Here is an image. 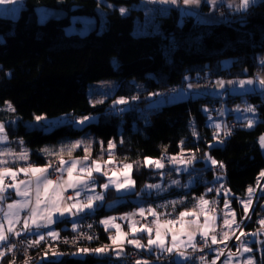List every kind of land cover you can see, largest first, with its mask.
Here are the masks:
<instances>
[{"label":"trees","instance_id":"1","mask_svg":"<svg viewBox=\"0 0 264 264\" xmlns=\"http://www.w3.org/2000/svg\"><path fill=\"white\" fill-rule=\"evenodd\" d=\"M107 1L115 5L139 2ZM98 5V0H23L16 19L0 16V106L9 101L14 108L11 114L18 118L15 124L4 125L10 140H21L30 149V159L36 164L46 161L49 164L55 160L51 156L45 158L38 150L60 138H76L89 132L100 140L102 147L113 141L116 145L114 156L127 163H139L131 173L135 181L134 191L113 197L143 198L166 216L194 209L201 196H210V185H181L157 195H145L142 187L160 179L159 173L166 170L145 165L144 160L146 157L156 160L162 154L175 156L192 151L195 156L193 169H205L213 159L224 165L226 193L235 209L236 220L240 219L243 208L237 200L247 196L248 189L254 187L264 170V152L258 145L259 137L264 134V99L256 91L228 93L226 103L236 104L245 98L253 106L258 120L251 128L235 120L236 125L229 130L225 141L217 143L207 114L213 113L210 106L222 98L197 92L152 106L146 95L178 87L187 82L186 76L191 81L208 73L212 79L251 78L259 67L258 54L264 53V0L235 14L231 22L210 24L197 22L192 16L180 19L176 9H169L166 16L159 18V33L138 36L132 33L134 20L142 18V12L137 9L126 15L116 8L106 10L103 29L97 28L83 39L64 35L67 19L51 20L39 26L34 14L35 8L46 6L65 10L68 15L97 17ZM226 58H231V62L222 66L221 62ZM103 79H115L118 83L115 96L130 99V103L116 107L107 115L105 113L111 109L110 99L92 105L87 97L88 84ZM132 81L141 82L144 89L136 93ZM220 91L226 92L224 89ZM135 93L136 99H133ZM36 115L78 118L94 115L96 119L80 128L67 124L44 132L23 124ZM226 120H233V116L228 114ZM189 172L180 173L183 182ZM167 175L176 176L169 169L162 180ZM109 192L106 197L110 196ZM7 194L13 198L12 192ZM116 201L118 203L111 209L99 207L92 215H86L93 217L99 237L96 244H89L90 248L108 242L109 232H103L99 226L100 218L128 211L136 205L121 199ZM263 202L264 188L259 198V203ZM259 217L264 218V210L261 211L258 205L244 230H255ZM257 236L261 249L257 255L256 243H252L255 264H264V238L258 233ZM11 261L6 253L0 264H10ZM111 261L115 264L119 260L109 255L95 256L90 252L78 256L67 251L57 259H46L40 264H110Z\"/></svg>","mask_w":264,"mask_h":264},{"label":"rangeland","instance_id":"2","mask_svg":"<svg viewBox=\"0 0 264 264\" xmlns=\"http://www.w3.org/2000/svg\"><path fill=\"white\" fill-rule=\"evenodd\" d=\"M259 0H253V2H251L249 4H255L256 2H258ZM99 5L96 9L97 11V22H99L98 24V30L103 29L104 27V22L106 20V14L107 11L106 10H111L113 8H116L119 13H121V9H124V13L128 14L130 10L132 9H137L140 10L142 12V18H136L134 20V29H133V35L138 36V35H144V34H148V33H159L160 32V26H159V18L162 17V15L166 16L168 13L165 12V9H162L161 7H166L168 4H161L159 3V0H156V2H150V0H139L138 3H134V4H130V5H124V4H120V5H115L111 2H108L107 0H98ZM170 4V3H169ZM229 4H232V7H229ZM239 4V0H227L225 2V6L224 7L222 5H218V3H216L214 6V9L210 10V9H206L204 4H200V7L194 6V7H188L186 8L188 11H190V15H183L182 17H180V19H184L186 16H192L194 19L199 18L200 21L205 22L207 24L210 23H215V22H231L234 18L233 16L237 13H232V12H238L236 10V6ZM171 5V4H170ZM173 5V4H172ZM179 6L182 7L181 2L179 1ZM248 6V7H249ZM15 9V12H7L6 9ZM22 8V0H17V2L15 4L12 5H7V6H0V16L3 17H8L11 19H16L19 16V12ZM205 9V10H204ZM246 10V9H245ZM244 10H242L241 12H243ZM169 12V11H168ZM122 14V13H121ZM196 19V20H197ZM198 19V20H199ZM2 39V34H0V40ZM257 60L259 62V67L256 70V72L254 73V75L251 78H247L248 80L251 79L254 81V83L250 86V89H252L251 91H258L260 89L259 86V82L257 77H264V63H261V61H264V53H260L257 56ZM231 62V58H226L224 60H222L221 64L222 66H227L228 64H230ZM190 77L186 76V80L185 83H182L181 85H179L178 87H173V88H166L164 90L158 91L157 93H149L146 95V97L151 99L150 104H152V106H160L163 103H169V102H173L176 100H179L181 98H185L188 94H193V93H197L195 91L198 92H206L208 90H210L211 92H215L216 94H220L221 96H223V99H220V104L213 106H210L211 110L213 111V113H209L207 114L208 116V122L210 125L213 126V128L211 129V131L213 132V136L215 138V141L217 143L220 142H224L225 140V131L229 132V130H231L235 125H236V121H232V120H226V116L228 114H231L233 116V118L235 120L241 121L242 123H244L246 125L247 128H251L248 127V121H252V127L254 126V124L257 122V117L255 115L254 112H248L245 111V109L247 107H251V105L249 104V102L245 99L242 98L240 100V102L236 103V104H228L225 101V97L227 95V93H222L220 91V87H219V83L218 81H221L220 78H210L209 73L207 74V76L200 78L196 81H191L189 80ZM231 80L229 82L232 83H237L236 80L238 79H228ZM198 81V82H197ZM239 81V80H238ZM133 84L135 85L136 88V93L137 92H141L144 88L141 82H137V81H132ZM117 81L115 79H103L97 82H91L88 84L87 86V97H88V101L90 104L95 105V104H99L102 103L104 101H107L110 99V107L111 109H109L105 115L107 114H112L116 109V107H119L121 105H127L129 102V100L125 99L128 101V103L126 104H115V101L118 99H121L122 97L120 96H115V91L117 88ZM243 86H246L243 85ZM242 90H247V89H242ZM242 90H238L237 92H242ZM232 92V91H231ZM133 94V97H135L137 94ZM124 99V98H123ZM7 102V103H6ZM5 104L3 106H0V124L6 125V124H15L18 121V118L15 117V115L13 114V111H9L7 109V104L10 103L9 101H6ZM253 107V106H252ZM115 109V110H114ZM217 109L219 110V113L217 112ZM237 109H239V111H237ZM254 109V108H253ZM125 110V109H124ZM12 113V114H11ZM37 117H42V119L37 120ZM89 119L85 120L83 124L90 122V121H94L96 118L94 115H89L86 116ZM85 117H71L68 115H59V116H55V117H45V116H34V118L32 120H25L23 121V124L31 129V128H37V129H41L44 132H48L51 129L61 126V125H67V124H71L74 128H80L83 124L78 123V121L84 120ZM221 125V127L219 129L215 128V125ZM215 131V132H214ZM4 135L6 136V141L3 143H0V151L3 152H8L11 151L12 153H16L19 154L21 149L26 150L27 152V157L30 158V149L25 146L22 142H20L21 140L16 139L15 143H11L12 141L10 140L6 129L4 132ZM264 135V134H262ZM261 135V136H262ZM260 136V137H261ZM259 137V138H260ZM76 141H81V145L80 147L74 149L71 152V155L68 154L67 151L64 152V154L61 156H55L54 157V161L56 163H59V159H64L65 161H69V159H74V157L79 156L78 158H81L79 160L83 161V157L86 155L84 149L85 147L90 146V151L88 153L89 157L92 158L93 160H97L102 166L105 165V161L109 160V156H108V143L102 147L101 142L99 139H97L94 135L90 134L89 132H85L82 136L80 137H76V138H60L58 139V141L52 145H45L43 147H41L38 150V153L40 155H45V152L43 151L44 149H49L53 152H59L60 149L62 148V146L66 147L69 146L71 144H74ZM113 142V141H112ZM113 144L115 145V143L113 142ZM258 145L260 148V151L264 152V148H261L260 143H259V139H258ZM116 147V145H115ZM115 148L112 149V152H114ZM172 157H175V161L172 160ZM47 158V157H45ZM0 159L6 160L7 163L5 165H0V167H11V165L15 166L16 165V161L21 164L22 160H15L14 156H9V155H4V156H0ZM120 160V161H119ZM156 160H160L163 163V168L161 169H165L166 171L169 172V169H171V171H175V175H167L168 177H166L165 179L162 180V178L165 175V172H161L159 173L158 176H160V179H158L157 181H154L152 183H146L143 187V189L145 190L146 193L151 192V190L153 191V194H160V193H164L167 190H169V188L172 187H180L181 185L185 186V187H190L195 185V183L189 178H185V181L183 182L180 178V173H184L187 172L189 170V168H192L193 163L195 161V156L194 153L192 151H185V152H181L175 156H169L166 159L165 155H162L160 158L156 159ZM156 160H152V161H156ZM166 160H170L168 166H167V162ZM189 160H191V162L189 163ZM72 161V160H71ZM211 162V160H209ZM84 163L87 164L86 161H83ZM209 162V163H210ZM127 162L122 161L121 159H118L116 156L113 155V157L111 158V163H107L108 165H106L105 169H108L109 171H114L116 174L122 172L123 170V164H125ZM48 161H46L43 164H36L37 166L40 167H45L47 166ZM132 164V163H131ZM136 164L139 163H134L133 168L130 171V177H131V173L133 170H135V166ZM175 165V166H174ZM212 165V164H211ZM151 167H155L154 163L152 165H149ZM218 166V165H217ZM175 169V170H174ZM108 171V172H109ZM264 171V170H263ZM7 178L8 181H11L12 178L11 177H5ZM17 178V177H16ZM99 176L94 177V183L90 184V188L88 190H86V193L84 195V197H75V199L78 200H84L87 196L89 195H97L99 193V190L97 189L99 187L100 182L98 181ZM24 179V178H22ZM132 179V177H131ZM119 180H121V176L119 177ZM133 180V179H132ZM173 181H177L178 183H173ZM6 183V181H5ZM147 185H160L159 188H148L146 187ZM135 187V186H134ZM134 187L130 190V193L133 192ZM259 188L262 190L264 188V178H260L259 184H257V181L254 185V187L252 189H254V193L251 196V205L249 206V210H248V214L245 215V211H244V202L247 201L249 199V193L247 194L246 197L243 198H239L237 200V203L239 204L240 207L243 208V213L240 219L237 218L236 220V212L234 207L231 204V200L228 198V195L225 191V195L224 197H222L221 199V204L219 203L218 206H215V204L213 202L210 201L209 197L206 198L204 197L205 200L209 201L208 205H202L199 202V199L196 203L197 207L194 209H190L187 211H195L198 215H199V224L201 225V230L203 227V223H204V219H205V214H207L209 217L211 216H215V233L218 234L222 231H228L229 235H233L234 233L237 232V230L239 229V227H237L236 225L238 224H247V222L250 220L251 215L253 213V211L255 210L256 204L253 199L255 198V194L256 192L259 190ZM10 190H13L12 188H10ZM145 193V195H147ZM16 196V195H15ZM20 198V199H19ZM15 197L14 199L12 198L10 201H6L5 205H4V210H7V204L9 203H13L14 201L17 200H21V197ZM133 198V196H132ZM225 198H227L228 202H229V208H225L224 206V201ZM111 199H109L110 201ZM71 204L74 202V200H69ZM259 203V202H258ZM261 205L264 203H260ZM107 206H109V204H107ZM258 206V205H257ZM29 207H31V204L29 205ZM157 207H160L157 206ZM95 207H93L94 209ZM140 208H144L145 210L152 208L155 210L156 213L159 214V220L160 222H163L164 220L167 219H177L179 217L176 216H166L164 214V212H161L159 210L156 209V206L149 204V203H137L135 206H132V209L125 211L124 214H119L118 216H111V217H106L101 219L102 220H107L109 218H114L111 223L109 224L110 226H112V224H114V222L116 221L115 219H120L123 222H127V226H128V230L129 232L131 231L129 228V224L130 223H136V226L139 227L141 225H149L153 228V232H152V238L155 239V225L152 224V221L156 219V217H154L153 215L149 214L147 211L145 212L144 216H141L139 214V209ZM201 208H204L205 211L201 212ZM92 209V210H93ZM230 209V210H229ZM73 211H75L73 209ZM91 211V210H86V212ZM186 211V210H184ZM27 213V214H26ZM85 213V212H84ZM84 213H80L77 216H72L69 214H65V217L71 218V222H72V227L74 226V224L76 225V219ZM227 215V218L231 221L233 220V218L235 219V224H233L232 228L229 230L228 228H225L223 226V220L225 218V214ZM234 214V217H233ZM28 215V210H22L20 212V223H17L15 225L16 226H20L23 227V218ZM54 216V215H53ZM73 218V219H72ZM194 219V217H186L185 220H191ZM3 220V212L0 214V222ZM54 220V218H53ZM260 220H264V218H257L256 223H257V227L255 228V230L249 231V232H243L244 235V239L242 241V239L240 240L238 246H239V251L236 252V250H233L234 255L232 256L231 260H229L228 256L225 257L223 260L221 259V262H219L218 264H246V261L251 258L253 264H255V259H254V255H253V251L251 252H244L243 251V247H241V244H243L244 246L251 248L252 249V243H256V247L259 246L258 249H261V245L259 244V237L257 236V233L260 231H263L264 228H262V226L260 225L259 221ZM4 221V220H3ZM118 222V221H117ZM5 226L7 227V222L4 221ZM31 223V221L29 222ZM211 223V221H210ZM243 226V225H241ZM179 226L177 225V228ZM79 229V230H78ZM78 233L79 235L81 234V228L77 227ZM22 231V228L20 230ZM49 231H56V227L54 226V222L47 228H39L34 230V233L37 237H40L41 235H43L44 237H48L51 238L48 233ZM162 234L164 232H166V229H162ZM142 232V231H141ZM145 233V232H144ZM253 233H255V235H252ZM62 234V233H61ZM214 234L210 231L209 235ZM74 235V234H73ZM145 235L147 236L145 241H144V245H145V250L148 251V247H147V241H148V234L145 233ZM33 236V235H32ZM66 236V235H63ZM130 236H132L130 234ZM35 239L36 237L33 236ZM69 237V236H67ZM71 237V236H70ZM73 237V236H72ZM44 241H47L50 243V245L45 246V251L48 253V255L50 257H53L54 259L59 258L63 253L65 252H69V251H73L74 253H76L75 255L78 256H84L86 254L84 253H78V249L82 248L80 245L78 247L77 244H75L73 242V240H70L66 247L64 245H59V248L54 247L53 242L49 239H44ZM180 241H187V236H180L179 239L177 240V245H179V247H184L185 245L183 243H178ZM45 242V243H47ZM165 244L168 247H172L173 242L171 239V233L169 232L166 236H165ZM109 246L108 249L113 248L115 245H113L110 242H107V244H103L102 246H97L94 248H90V247H86L89 249H95V248H99V247H104V246ZM2 246V244H0V247ZM34 247V246H33ZM72 247V248H71ZM38 247L31 248V250H29V254L31 256L36 255L39 256L41 254L40 250H37ZM123 248L125 249L126 253L125 256L127 254V252H129V250H131V248H135L132 247L128 244L123 243ZM5 247L0 248V250H4ZM150 250H155L156 253L158 254H163L165 252H162L159 248L153 246ZM58 253V255H54L53 253ZM187 252V250H186ZM12 252H7V255H9L10 257L12 256ZM90 253V252H89ZM93 255L95 256H105L108 255V253H103V254H96L94 252H91ZM168 254V253H165ZM116 256V252L114 251L112 253V256ZM257 255H259V253L257 252ZM124 256V257H125ZM44 257H47V255H44ZM12 258V261H15V264H20V257H16V258ZM139 261H147V264L149 263H162L164 261V259L161 258H140L138 259ZM137 260V261H138ZM213 260L211 259V261L209 262V260H207L206 263L204 264H211ZM113 261L110 262V264H112ZM37 264V263H35ZM136 264V261H135Z\"/></svg>","mask_w":264,"mask_h":264},{"label":"snow or ice","instance_id":"3","mask_svg":"<svg viewBox=\"0 0 264 264\" xmlns=\"http://www.w3.org/2000/svg\"><path fill=\"white\" fill-rule=\"evenodd\" d=\"M17 0H0V6H7L15 4ZM150 2H156V0H150ZM201 0H183V4L185 6L189 5H196L198 6L200 4ZM208 2L212 5H215L217 3V0H208ZM253 2V0H239V4L236 6V10H245L248 8L249 4ZM159 3L161 4H177V0H159ZM229 7H232V4H229ZM7 12H15V9H6ZM124 9H121V13H124ZM190 14V13H187ZM261 63H264V61H261ZM259 86L261 89H264V77H257ZM221 85L223 82L218 81ZM232 83V82H229ZM241 86L247 84L252 85L254 83L253 80H243L239 82ZM250 91L252 89H249ZM133 99H136V97H133ZM7 103V102H6ZM128 103L127 100L121 98L115 101V104H126ZM7 109L9 111H14V108L10 103L7 104ZM239 111V109H237ZM245 111L248 112H254V109L252 107H247ZM37 120L42 119V117H37ZM88 117H85L84 120L78 121V123L83 124L85 120H88ZM221 125L217 124L215 125L216 129H219ZM248 127H252V121H248ZM5 132V126L3 124H0V143H3L6 141V136L4 135ZM195 135V132L193 133ZM230 133L225 131V135H229ZM259 143L261 148H264V135H262L259 138ZM81 141H76L74 144H71L69 146H62L59 152H53L49 149H44L43 151L48 155H56L61 156L64 154L65 151L68 152L69 155H71V152L80 147ZM115 148V145L112 141L108 142V156L109 160L105 161V163H111V158L113 157L112 149ZM86 155L83 157V161H87L89 159V151L90 146L85 147L84 149ZM9 155L14 156L15 160H27V152L24 149H21L19 154L12 153L11 151L3 152L0 151V156ZM207 156V154H206ZM175 157H172V160L175 161ZM208 159H211L208 157ZM83 161L79 159L72 160L70 163L69 161H65L64 159L59 160V165L54 169L55 172H58L60 175L57 176L56 180L49 178V169L52 168V165L49 164L42 168H37L34 166H28V167H21L18 171L24 173L25 175H31L32 179L29 180H21L18 183L16 182L17 177V171L13 170L8 167H0V201H3L6 199L5 193L9 188H12L15 190V194L18 197H21V200L14 201L13 203L7 204V210H4L3 208H0V212H3V220L7 222L8 228L5 231L3 222H0V244L5 246V250H0V259H2L7 252H12L17 246L15 244L8 243L10 236H21L22 232L19 229H15V224L20 223V212L22 210L27 209L28 215H26L23 218V231L24 232H31V229L34 227L36 229L39 228H47L49 227L53 222V215L57 214L59 217H64L65 214H69L72 216H77L80 213L86 212V210H92L94 207V202L97 200H102L103 196L100 194L97 195H89L84 200H78L75 199V197H79L82 190H88L90 188V182L93 180V172L101 173L102 171V165L97 161L93 160L92 163L86 164ZM191 160H189V163ZM7 163L6 160L0 159V165H5ZM154 163L156 168H163V163L160 160L152 161L149 158H145L144 164L145 165H152ZM211 164L213 166H219L220 168H223L224 165L222 163H219L216 160H211ZM133 168V165L131 163H125L123 164V170L121 172V175L125 177L123 181L118 180H112L109 178V182L106 184L101 185L104 189H108L110 186H114L117 190V192L121 191H130L135 186V181H133L129 175V172ZM67 173V180H64V173ZM78 172L79 174L83 175H76L74 176L73 173ZM116 173L113 172V176H115ZM5 177H11L13 183L12 184H6L5 183ZM86 177V178H85ZM260 178H264V171L260 172L259 177L257 178V184H259ZM219 179V177H218ZM173 183H178L177 181H173ZM148 188H159L160 185H147ZM69 188L73 189L75 191V197L69 196L67 197L68 200H74L73 203L67 204L65 203L63 199V192L67 191ZM223 188V186H221ZM221 189H217V192H219ZM209 191H212V189H209ZM254 189L249 188V199L244 202V211L245 215L248 214L249 206L251 205V196L254 193ZM199 202L202 205H208L209 201L205 200L203 196L199 198ZM177 203V202H172ZM31 204V207L29 205ZM225 208H229V202L227 198H225L224 201ZM73 209L75 211H73ZM230 210V209H229ZM148 212L149 214L156 217L155 220L152 221V224L155 225V239L152 238V232L153 228L149 225H141L139 227L136 226V223H130L129 228L132 231L133 236L136 235L137 232H145L148 234V241H147V247L150 250L153 246L159 248L162 252H167L169 254L173 253V251L179 247L177 245V240L180 236H187V244L188 246L192 247L194 251L197 250V245L194 242L197 235L200 236L201 240L204 241V247H211V245H217L223 243L225 247H227V241L231 239L232 237L229 235L228 231H222L218 234L215 233V216L209 217L207 214H205V219L203 223V227L201 230V225L199 224V215L195 211H181L179 213V217L177 219H167L163 222H160L159 220V214L155 212L154 209L149 208L145 210L144 208L139 209V214L141 216H144L145 212ZM205 209L201 208V212H204ZM227 213L225 214V218L223 220V226L225 228H228L229 230L232 228L233 224H235V219L229 220L227 218ZM186 217H194V219L191 220H185ZM234 217V214H233ZM114 218H109L107 220H102L101 223L107 226L111 223V221ZM31 221V223H29ZM211 221V223H210ZM262 228H264V220L259 221ZM177 225L179 226L177 228ZM239 227V225H236ZM91 227V225H89ZM112 227L116 228V236L115 237H109L110 240H112V243L114 245H117V248L114 249L116 251L117 256L119 257L120 254L124 251L123 249V243L126 240V233H122L120 230L119 225L112 224ZM162 229H166V232L162 234ZM76 225L73 226V231H76ZM210 231L214 234L209 235ZM171 233V239L173 242L172 247H168L165 244V236L168 233ZM48 235L56 240L59 239V233L56 231H49ZM241 235H244L243 232H241ZM252 235H255L253 233ZM44 236L41 235L38 240H29L27 241L28 247L35 246L40 243V241L44 240ZM84 238H87L89 240L93 239L92 236H85ZM211 240V245L208 243V240ZM239 239V237H237ZM65 243H68L69 241L65 240ZM128 244L133 245L136 248H143L145 245L141 244V241L139 239H131L126 240ZM180 243H185L184 241H180ZM241 247H243L244 252H251L252 249L244 246L241 244ZM109 246L99 247L95 249H89V248H80L78 249V253H84L87 254L89 252H94L96 254H103L108 250ZM202 250V249H200ZM54 255H58V253H53ZM76 253H74L75 255ZM177 256H179L182 259H187L188 257L185 256L183 251H177ZM220 254H223V250H218V256ZM234 253L229 252L228 258L231 260ZM218 258V257H217ZM200 261H204V257H199ZM10 264H15V261H11ZM24 264H29L28 259L24 261ZM136 264H147V261H136ZM211 264H216V261L213 260ZM246 264H253L251 258H249L246 261Z\"/></svg>","mask_w":264,"mask_h":264},{"label":"built area","instance_id":"4","mask_svg":"<svg viewBox=\"0 0 264 264\" xmlns=\"http://www.w3.org/2000/svg\"><path fill=\"white\" fill-rule=\"evenodd\" d=\"M217 104H220V101L214 102L212 104V106L214 107ZM217 112L219 113L218 109H217ZM162 155H165V154H162ZM165 158L167 159L168 156L165 155ZM166 162H167L166 164L168 166L170 160H166ZM51 165H52V168L49 169V178L56 180L57 176H59V173L55 172L54 169L59 165V163L52 162ZM223 171H224V169L220 168L219 166L208 165L206 167V169L193 170L189 175L190 178L197 185H202V184H207V183L210 184V189H212V191H211V194L209 196V199L211 202H213L215 204V206H218L219 203L221 204V197L226 191L225 186H224L225 180H224ZM215 173H221L220 179H217V180L214 179ZM221 186H223V188H221ZM217 189H221V190L219 192H217ZM260 194H261V189L259 188V190L255 194V198L253 199V201L255 203H257L256 206L259 205V209L261 211H263L264 205L263 204L261 205L260 203H258L259 198H260ZM64 196L67 198L69 196H72V194L70 192H65ZM89 225H91V227H89ZM241 225H243V226H241ZM245 226H246V224H243V223L239 224L240 230L239 231L237 230L236 233L231 235L232 238L227 241V247H225V245L223 243L217 244V245H211L210 239L208 240V243L211 245V247L210 248L204 247V241L201 240L200 236L196 237L194 242L197 245V250L194 251L192 249V247L187 249L186 253H187L188 258L184 262H182L181 264H204L207 262V260H209V262H210L211 259L215 260L216 264H218L219 262H221V259L223 260L225 257L228 256L229 252L233 253V250H236V252L239 251L238 244H239L241 239H242V241L244 239V236L241 235V231L244 230ZM79 228L82 229L80 235L78 233L79 229L76 231H73V232H69V233H62V234L60 233V235H59L60 238L52 241L54 247H57L59 249H61L59 247V245H64L66 247L67 243L64 242L65 240H67V241L73 240V242L75 244H77L78 247L80 245L82 248L90 247L89 244H94V243L96 244L99 241L98 232H97L96 227H95V221H94L92 216L83 217L80 221ZM15 229L21 230V227L18 225L15 227ZM258 234L264 238V230L258 232ZM63 235H66V236H63ZM67 236H69V237H67ZM85 236H92L93 239L89 240L87 238H84ZM237 237H239V239H237ZM29 240H37V239H35L32 235H30L28 233H24V232H22V235L18 236V237L17 236H10L8 243L15 244L17 246L13 250L11 257H13V258L20 257V259H21L20 264H24V261L26 259H28L29 264H35V263L40 264L43 260H46V259L47 260H54V258L50 257L48 255V253L45 251L46 244L50 245L49 242L42 240V241H40L39 244L35 245L34 247L33 246L28 247L27 241H29ZM45 242H47V243H45ZM3 247H5V246L2 245L0 248H3ZM36 247H38L37 250H40L43 252H41V254L37 257H36V255L31 256L29 254V250H31V248L35 249ZM200 249H202V250H200ZM219 249L223 250V254H220L218 256V250ZM44 255H47V257H44ZM201 256L204 257L203 262H201L199 259V257H201ZM140 258H143V259L146 258V255L138 248H131V250H129V252H127L126 256L123 257L122 259H120L119 261H117L115 264H134V262ZM163 258H164L165 262L171 261V256L169 254H164Z\"/></svg>","mask_w":264,"mask_h":264},{"label":"crops","instance_id":"5","mask_svg":"<svg viewBox=\"0 0 264 264\" xmlns=\"http://www.w3.org/2000/svg\"><path fill=\"white\" fill-rule=\"evenodd\" d=\"M179 1L181 2V4H182V7L181 6H179ZM227 0H217V3H218V5H222V6H224V7H226L225 6V2H226ZM200 4H204L205 5V8L206 9H210V10H212V9H214V6L212 5V4H210L209 2H208V0H201V2H200ZM200 4L197 6V9H198V7H200ZM22 5H23V0H22ZM194 6H196V5H189V6H185L184 4H183V0H177V4H175V5H170V4H168L166 7H161L162 9H165V12H167L168 13V11H169V9H176L177 11H178V15H180V17H182L183 15H190V14H187V13H189L190 11H188L186 8H188V7H194ZM227 8V7H226ZM205 10V9H204ZM242 10H240V11H238V12H232V13H240ZM245 11V10H244ZM162 16H164V15H162ZM3 17V16H2ZM8 18V17H7ZM196 19H197V16H196ZM195 19V20H196ZM199 19V18H198ZM196 20L197 22H201V23H205V22H202V21H200V19L199 20ZM223 22V21H222ZM216 23V22H215ZM214 80V79H213ZM239 80V81H238ZM238 80H236L237 81V83H229V81H231V80H228V79H221V81L220 82H223V84L221 85L220 83H219V87H220V89H224L225 91H226V93L228 94V93H232V94H242V93H247V92H252V91H250L249 89H250V86L249 85H247L246 84V86H241L240 85V81H243V80H248V79H238ZM242 89H247V90H242ZM238 90H242V92H237ZM232 91V92H231ZM256 91V90H255ZM195 92H198V91H195ZM207 93H209V94H212V95H215V96H217V97H220V98H222L223 99V96H221V93L220 94H216L214 91L213 92H211L210 90H208V91H206ZM254 92V91H253ZM256 92H258L259 94H260V96H261V98H263L264 99V89H259L258 91H256ZM198 93H201V92H198ZM150 105V104H149ZM152 105V104H151ZM150 105V106H151ZM251 105V104H250ZM252 107V106H251ZM253 108V107H252ZM233 120L235 121V119L233 118ZM12 141V140H11ZM21 142V141H20ZM11 143H15L14 141H12ZM46 154V153H45ZM44 157H55V156H53V155H48V154H46V156L45 155H43ZM79 156H76V157H74L75 159H81V158H78ZM60 160V159H59ZM71 160H74L73 158L72 159H69V163L71 162ZM83 160V159H82ZM68 161V160H67ZM92 161H93V159L92 158H90L89 157V159L86 161L87 162V164H91L92 163ZM16 163V165L14 166H12L11 165V167H8V168H11V169H13V170H16L17 171V178H16V182L18 183L19 181H21V180H29V179H32V177H31V175L29 174V175H25L24 173H22V172H19L18 170L21 168V167H28V166H34V167H37V168H42V167H40V166H37V165H35V163L30 159V158H27V160H22V163L21 164H19L17 161L15 162ZM51 163V162H50ZM49 163V164H50ZM49 164H47V165H49ZM106 165H108L107 163H105V165L104 166H102V171H101V173H96V172H93V180L90 182V184L91 183H94V177H97V176H99V178H101V177H103V179L104 180H102V178L99 180V178H98V181L100 182V184H99V187L97 188L98 190H99V193L98 194H100V195H102L103 196V199L102 200H97V201H95L94 202V209L93 210H91V211H88V212H85L84 214H81L77 219H76V228L78 227V225H79V223H80V221H81V219H82V217H84V216H86V215H92L93 213H94V211L97 209V208H99V207H104L105 209H111V208H113L118 202L116 201V200H120L121 199V201H128V202H132V203H146V201H145V199H143V198H139V197H127V198H123V197H121L120 199H117V198H114L113 196H115V195H126V194H129L130 193V191H127V192H125V191H121V192H117V190H116V188L114 187V186H110L108 189H104L103 187H101V185H103V184H106V183H108L109 182V178H111L112 180H118V181H123L124 179H125V177L123 176V175H121L120 173H117L115 176H113V172L114 171H109L108 169H105L106 168ZM175 166V165H174ZM175 170V169H174ZM109 171V172H108ZM175 172V171H174ZM60 175V174H59ZM73 175L74 176H76V175H83V174H79L78 172H74L73 173ZM129 175H130V172H129ZM121 176V180H119V177ZM22 178H24V179H22ZM86 178V177H85ZM64 180H67V173L65 172L64 173ZM5 181H6V184H12L13 183V181L11 180V181H8L7 180V178H5ZM144 187V186H143ZM143 187H142V191H144L145 192V190L143 189ZM108 191H110L109 193H110V196L108 197H106V192H108ZM134 191V190H133ZM7 192H12V194H13V199L15 198V197H18V196H15L16 194H15V190L13 189V190H10V188L7 190ZM7 192L5 193V194H7ZM65 192H70L71 194H72V197H74L75 196V191L73 190V189H71V188H69L67 191H65ZM65 192H63V199H64V201H65V203H70L69 202V200L64 196V193ZM153 191L151 190V192H148V193H146V194H148L149 195V193H152ZM85 193H86V190H82L81 191V194H80V196L81 197H84V195H85ZM87 194V193H86ZM153 194V193H152ZM153 195H157V194H153ZM19 198V197H18ZM11 199H12V197H11ZM11 199H9V201L11 200ZM20 199V198H19ZM109 199H111L110 201H109ZM107 204H109V206H107ZM5 205V204H4ZM196 207H197V205H196ZM195 207V208H196ZM130 209H132V208H130ZM129 209V210H130ZM184 211V210H183ZM181 212V211H180ZM179 212V213H180ZM179 213L178 214H176V216L178 217V215H179ZM27 214V213H26ZM119 214H124V212H122V213H113V214H110V215H108V216H104V217H102V218H100L99 220H98V224H99V226H101L102 228H103V232H109L108 234H107V241L108 242H110V243H112V240H110L109 239V237H115L116 236V234H117V232H116V228L115 227H112V226H110V225H108L107 226V230H106V226L104 225V224H102L101 223V219H103V218H106V217H113V216H118ZM175 216V217H176ZM53 218H54V226L56 227V232L57 233H59V235H60V233H62V232H65V231H67V232H73V227H72V222H71V218H68V217H59V215H58V213L57 214H54V216H53ZM73 219V218H72ZM116 221L114 222V224L115 225H119V227H120V230H121V232L122 233H126L127 235H126V240H131V239H139L140 241H141V244H143L144 245V241H145V239H146V235H145V233L144 232H137L136 233V235L135 236H133V234H132V231H130L129 232V230H128V226H127V222H123V221H121L120 219H115ZM118 221V222H117ZM1 222H3V224H4V229H5V231L7 230V228H8V225H7V227L5 226V223H4V221L2 220ZM16 225V224H15ZM15 227V226H14ZM22 228V231H23V227H21ZM34 230H35V228L33 227L32 229H31V232H24V233H28V234H30V235H33V236H35L36 237V239L38 240L39 239V237H37L36 235H35V233H34ZM130 234L132 235V236H130ZM196 237H199V235H197ZM44 239H49V240H51V241H53L54 239H52V238H48V237H45ZM196 239V238H195ZM126 240H125V244H128L127 242H126ZM185 243H183L185 246L184 247H177L174 251H173V253H171V254H169L170 256H171V261L169 262L170 264L172 263V264H181L182 262H184L186 259H182V258H180L179 256H177V254H176V252L177 251H183L184 252V254H185V256L187 257V253H186V250L187 249H189L190 248V246H188V244H187V241H184ZM178 243H180V242H178ZM113 244V243H112ZM114 245V244H113ZM128 245H130V246H132V247H134L133 245H131V244H128ZM117 248V245H115L113 248H111V249H108L107 251H106V253H108V255L109 256H112V253L114 252V249H116ZM136 248V247H135ZM124 249V248H123ZM138 249H141V250H143V251H145L146 253H148V254H151V255H153V256H158V253H156L155 252V250H148V251H146L145 250V247H143V248H138ZM111 250V251H110ZM116 252V251H115ZM125 253H126V251H125V249H124V251L120 254V256L118 257L117 255L116 256H114L113 255V257H115V258H121V257H123L124 255H125ZM165 253H167V252H165ZM165 253H163V254H165ZM163 254H161V255H163ZM160 255V254H159Z\"/></svg>","mask_w":264,"mask_h":264},{"label":"water","instance_id":"6","mask_svg":"<svg viewBox=\"0 0 264 264\" xmlns=\"http://www.w3.org/2000/svg\"><path fill=\"white\" fill-rule=\"evenodd\" d=\"M114 1H127V0H114ZM36 22L39 26L44 25L48 21H60L67 19L68 24L63 28L65 36H76L81 39L89 36L95 32L98 27L96 16L87 15H68V12L58 8H50L46 6H39L34 10ZM6 199L0 201V208L4 209L6 201L11 199L9 194H5ZM2 212H0L1 214Z\"/></svg>","mask_w":264,"mask_h":264},{"label":"bare ground","instance_id":"7","mask_svg":"<svg viewBox=\"0 0 264 264\" xmlns=\"http://www.w3.org/2000/svg\"><path fill=\"white\" fill-rule=\"evenodd\" d=\"M239 230H240V228L238 229V231H239ZM140 250H141V249H140ZM141 251L146 255V258H147V259L150 258V257H152V258L154 257V258H161V259H164V258H163V255H164V254H163V255H159V254H158V256H153V255H151V254L146 253V252L143 251V250H141ZM122 258H123V257L119 258L118 260H120V259H122ZM137 260H138V259H137ZM137 260H136V261H137ZM163 262H165V261H163ZM134 264H135V262H134Z\"/></svg>","mask_w":264,"mask_h":264}]
</instances>
